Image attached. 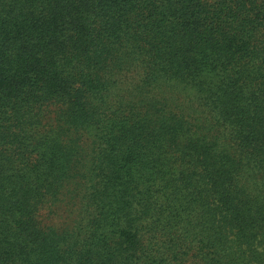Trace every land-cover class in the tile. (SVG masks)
<instances>
[{"label": "trees", "instance_id": "obj_1", "mask_svg": "<svg viewBox=\"0 0 264 264\" xmlns=\"http://www.w3.org/2000/svg\"><path fill=\"white\" fill-rule=\"evenodd\" d=\"M0 264H264V0H0Z\"/></svg>", "mask_w": 264, "mask_h": 264}]
</instances>
